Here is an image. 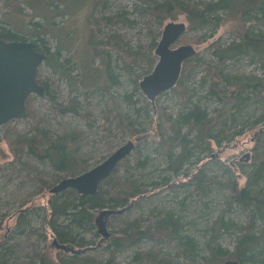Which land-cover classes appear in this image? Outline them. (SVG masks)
I'll use <instances>...</instances> for the list:
<instances>
[{"label":"rangeland","instance_id":"374dc122","mask_svg":"<svg viewBox=\"0 0 264 264\" xmlns=\"http://www.w3.org/2000/svg\"><path fill=\"white\" fill-rule=\"evenodd\" d=\"M189 1L202 8L213 0ZM153 4L152 0H0V22L20 36L43 38L52 53H60L38 70V80L49 85L55 102L31 95L32 117L0 126V237H11L6 264H38L44 255L66 264H224L239 261L236 248L243 236L264 232V219L256 215L252 223L250 213L233 200L236 189L247 185L255 168L254 134L264 130V96L214 123V133L224 132L228 138L210 146L198 141L197 132L182 118L194 105L212 118L231 106L209 94L215 70L210 72L206 65L217 66L224 74L264 78V62L252 55L225 62L216 56L218 49L238 42L248 27L264 34V20L244 23L237 5L213 14L194 29L186 14L162 24L152 11ZM18 8L22 9L19 14ZM109 18H116L115 24H108ZM169 22L187 25L186 34L173 48L192 45L197 63L184 70L177 87L152 103L140 81L158 63L155 49ZM90 38L98 49L90 47ZM106 61L115 82H109ZM71 101L78 114L58 111V106ZM7 131L18 136L16 152L5 139ZM239 131L243 135L233 137ZM176 133L184 137L183 143L171 145V156L161 143ZM62 136L77 142L76 176L133 142L134 151L111 178L122 195L142 192L127 201L124 211L96 209L93 230L70 229L76 241L85 243L81 248L73 246L86 250L76 259L56 247L54 242L59 240L50 227L51 202L60 204L63 199L57 200L54 196L58 194L50 190L68 177L60 173L62 178L55 182L53 162L30 154L28 145L36 141L47 148L49 140ZM198 172L208 178L199 185L193 180ZM253 189L264 191V174ZM133 200L135 204H131ZM104 210L111 212L103 218L111 235L101 242L96 219ZM170 219L176 222L175 236L167 231L132 245L126 241L120 250L112 245L123 232L138 229L154 234V229ZM52 222L70 223L65 216L54 217ZM185 243L192 249L183 247ZM182 249L188 252L183 255ZM253 260L264 264V249L254 251Z\"/></svg>","mask_w":264,"mask_h":264},{"label":"trees","instance_id":"16d2710c","mask_svg":"<svg viewBox=\"0 0 264 264\" xmlns=\"http://www.w3.org/2000/svg\"><path fill=\"white\" fill-rule=\"evenodd\" d=\"M153 6L152 11L158 16L159 20L163 24L165 20L172 19L175 20L178 15L186 14L189 21L191 22L194 29L202 27L207 23L210 16L220 11H230L233 10L237 5L241 7L239 12H243V22H262L264 20V0H213L208 3H204L202 8L194 5L189 0H152ZM98 4V2H97ZM17 13H21L22 9L18 8ZM256 13V16L252 15ZM248 15V16H247ZM257 15H261V18H258ZM116 18H109L108 24H115ZM253 28L248 27L243 36H241L238 42H234L231 45L218 49L216 56L220 61L225 62L228 59L252 55L254 58H258L264 62V34L261 32H254ZM33 38V37H32ZM32 38H26L20 36L17 33L12 32L7 24L0 22V39L5 41H19V40H32ZM37 43V50L39 52L45 53L51 58L54 56H59L60 53H52L48 47L46 41L43 38H36L34 40ZM200 42V38L197 40ZM93 39H89L90 47L95 50L98 49L97 46H94ZM156 47V44L153 43V48ZM99 56V55H98ZM49 57V58H50ZM106 63V71L108 74V79L112 81V70L110 63ZM194 63H197L196 60L190 59L183 64L181 77L184 76V70L189 66H193ZM60 65V64H58ZM208 69L215 70V75L212 84L210 85L209 94L216 98L222 104H231V106L225 110H221L216 118L209 117L208 114L199 106L194 105L189 112L182 116L185 123L190 125V130H195L197 132V139L201 143H207L209 146L213 143H220L222 139L228 138L224 132L214 133L213 125L217 124L221 120L227 119L229 116L240 112L245 107L249 106L251 101H254V98H259L264 96V78L252 76H239V75H230L224 74L223 69H217V66L206 65ZM180 77V79H181ZM115 79V78H114ZM141 79V78H140ZM38 83L40 81L37 79ZM181 82V81H180ZM42 84V83H40ZM46 88L45 97L51 101L53 100V95L50 91L48 84H42ZM224 85V86H223ZM177 87V85L175 86ZM174 87V88H175ZM255 94V97L252 96ZM30 98L26 102L27 115L32 117L31 113V104ZM56 105V104H55ZM58 106V105H56ZM58 111L62 114L67 113H79V109L76 107V103L71 101L68 105H60L57 107ZM179 125V122H178ZM243 131H239L233 135V137H238L243 135ZM5 139L8 142L10 149H13L16 152L18 136L15 135L14 131H7L5 133ZM255 137V147L254 155L255 168L249 174V181L247 185L241 189H236L234 201L242 204V206L250 213L251 222L256 215H259L261 219H264V191L254 190V186L259 182L264 174V130L256 131L254 134ZM184 137H179L176 133L175 137H166L161 143V147L166 149L168 155L172 156L171 145L174 143H183ZM76 140L66 136L60 137L56 141H48V147L43 148L38 142L28 143L30 148V154L35 155L39 159L48 158L53 162L55 168V176L53 179L55 182H58L63 174L65 177H75L74 163L79 161L75 156L77 151ZM12 150V151H13ZM20 162V159L17 160ZM127 160L122 161L121 164H126ZM141 164V162L139 163ZM118 165V167H119ZM117 167V169H118ZM115 170V172L117 171ZM114 172V173H115ZM61 173V174H60ZM113 173V175H114ZM112 175V176H113ZM111 176V177H112ZM109 178L102 182L99 186L98 192L93 196H81L76 191L68 189L62 193L54 196L60 200V204H57V201L51 202V229L57 236V239L61 244H68L75 247H84L85 243L83 241L78 242L72 236V230L70 229H94V211L98 208H122L121 211L127 209V201L131 198L135 199L140 197L142 192L133 191L129 194L122 195L118 186L112 183V178ZM208 179L203 173L198 172L193 176V180L196 181V184L199 185L204 183ZM48 188L52 187L50 183L46 185ZM53 188V187H52ZM107 188H109L107 190ZM131 204H135V200ZM128 207H131L128 206ZM117 211H114V213ZM65 216L70 223L67 226L60 225L58 223L52 222L54 217ZM169 223L160 224L157 229H154V234L152 231H140L138 229L132 230L131 233H125L115 238L112 241V245L120 250L125 247L126 241L128 244L132 245L137 242L139 239L153 237L155 235L164 236V233L167 231L169 235L176 234L175 224L176 222L173 219L168 220ZM223 221H221L222 227ZM72 234V235H71ZM11 237H0V264H6V252L10 249L9 240ZM180 246L182 247V239H179ZM189 243V242H188ZM191 245V244H190ZM186 249H192L189 244H183V247ZM189 246V247H188ZM182 249L181 252L183 255L188 252V250ZM264 249V232L259 235L248 236L245 235L241 238L236 248V256L239 258L240 264H244L247 261L255 264L253 260L254 251ZM215 253V250H214ZM77 258L78 255L71 256ZM258 263V262H257ZM37 264V263H36ZM38 264H66L64 260L59 262H52L46 258L44 255L40 258Z\"/></svg>","mask_w":264,"mask_h":264},{"label":"water","instance_id":"95a60500","mask_svg":"<svg viewBox=\"0 0 264 264\" xmlns=\"http://www.w3.org/2000/svg\"><path fill=\"white\" fill-rule=\"evenodd\" d=\"M187 32L183 22H169L165 25L161 40L157 44L155 54L159 57L153 72L140 81V87L147 99L154 103L164 92L174 88L181 77L183 64L194 58L197 51L192 45L173 48ZM48 59V55L37 50V43L32 40L5 41L0 39V126L13 120L27 116L26 102L31 95L44 96L46 88L38 83V70ZM135 149L133 142L116 150L104 162L93 169L60 181L50 192L57 195L72 189L81 196H93L102 182L109 179L118 165L127 159ZM111 212L102 211L96 219L102 240L110 238V233L103 221ZM56 247L67 253L79 255L86 250L78 249L54 242ZM224 264H240L236 260H228Z\"/></svg>","mask_w":264,"mask_h":264},{"label":"flooded vegetation","instance_id":"af4514ba","mask_svg":"<svg viewBox=\"0 0 264 264\" xmlns=\"http://www.w3.org/2000/svg\"><path fill=\"white\" fill-rule=\"evenodd\" d=\"M34 40H36V39L32 38V41H34ZM49 57H50V56H48V59H49ZM40 83H42V82H40ZM42 84H43V83H42Z\"/></svg>","mask_w":264,"mask_h":264},{"label":"crops","instance_id":"0c3cea01","mask_svg":"<svg viewBox=\"0 0 264 264\" xmlns=\"http://www.w3.org/2000/svg\"><path fill=\"white\" fill-rule=\"evenodd\" d=\"M17 14H19V13H17ZM6 24V23H5ZM24 37H26V35H24ZM35 39V38H34Z\"/></svg>","mask_w":264,"mask_h":264}]
</instances>
